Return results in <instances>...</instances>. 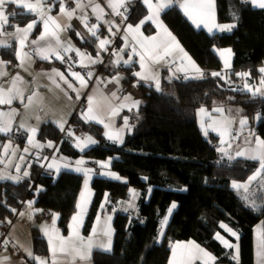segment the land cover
<instances>
[{
    "label": "crops",
    "instance_id": "obj_1",
    "mask_svg": "<svg viewBox=\"0 0 264 264\" xmlns=\"http://www.w3.org/2000/svg\"><path fill=\"white\" fill-rule=\"evenodd\" d=\"M135 1H141L146 8L147 14L138 22L130 20L127 12L125 22H120L116 14L120 13L124 7H131ZM253 6L250 0H242ZM158 0H153L155 5ZM184 0H174L169 7L160 11L159 15L153 20H148L147 17L151 15L148 6L144 0H79L80 8L69 7L67 0H17L16 3L6 4L4 7L5 15L8 16V23L0 28V44H7V47H0V73H6L0 76V88L5 92L9 88L14 87V78L19 77L20 81L15 84L20 91L23 92V103L19 98L13 99L11 104L0 105V113L5 114L0 116V119L11 122L12 131L8 134L0 133V174L5 176H20L22 181L28 178L35 165L41 166L44 170L54 173L55 179L59 177L62 172H72L69 169L61 168L57 173L55 169L49 170L47 166L53 164L59 166L63 163H71L75 166L76 161H83L81 165L84 168L92 169L91 179L87 187L84 185V177L82 186L78 196V203H82L84 211L80 214L79 220L73 221V216L77 215L78 209L70 218L67 229L60 224L61 214L53 211L54 223L49 224L43 216L44 208L39 206L38 197L34 196L25 200L22 207L11 218L0 219V223L5 225L6 236L0 246V264H94L93 255L95 252L110 253L114 249L115 241V218L118 212L128 214L130 218L137 217L138 201L141 191L131 189L129 196L125 199H120L117 202L111 200L109 191L104 192L100 202L98 212L95 216L93 224L89 232L84 230L87 217L89 215L91 206L95 198V189L93 182L96 178H104L109 180L111 176H105L101 173L107 171L114 173L120 177L119 180L127 183L128 179L122 177L116 170L113 169V161L119 158V155L109 156L105 159H96L86 155V152L98 145L102 146H121L124 144L128 134L133 131L136 124V115L142 103L141 84L154 86L159 82V87H162L164 78L173 80L177 78H203L212 73H220V76L228 81L230 80V72L233 68L234 50L230 46L217 47L216 51L222 62V67L219 70H205L202 68L192 54L184 48L183 44L170 29V27L163 20V14L172 7H178L183 15L192 23V25L205 31L209 35L232 33L238 26L237 21L220 22L218 18L217 1L214 0V15L205 18L207 27L202 23L200 27L193 24L185 14L180 4ZM63 3L66 11L75 10V14L69 20L65 14L61 13V4ZM18 4H32L35 6V11L29 13L27 9L18 7ZM260 9V8H259ZM29 14L30 17L23 24L12 26V13ZM49 17L51 19L49 20ZM87 18V27L82 19ZM96 21L93 22L92 18ZM100 17L101 19H97ZM48 20V32L51 33L56 30V25H60L61 29L57 31L60 42L64 45H69L79 52L84 53V56H78L75 51L65 53L62 49L57 48V51L64 57L63 61L56 58L54 54L49 53L47 60L42 59L37 55V49L40 46H45L47 41H51L53 47H56V40L53 37L46 35V40L41 41L40 37L45 34L44 21ZM55 21V23H53ZM141 21H144L141 24ZM34 22V27L29 29L26 34L18 36H10L9 33L18 32L23 33L29 23ZM132 25V29H128V25ZM234 24L235 27L231 31H220L216 25ZM70 25V27H69ZM96 27V37H93L89 32V28ZM147 26H151L154 30L147 31ZM111 28V31H109ZM209 28L212 30L209 31ZM138 29V30H137ZM171 34L169 36L168 34ZM79 34V35H78ZM160 44L157 50L158 55H163L164 47L167 46L170 54L165 56L159 62H154L153 59L145 57L144 67L141 68L140 55L133 54L132 49H136V53H141L143 49L140 43L143 42L146 47L151 48L152 40ZM24 39L23 45L20 39ZM174 38V39H172ZM107 39L110 41L105 46V49H99V40ZM36 42V43H33ZM230 50V51H228ZM99 52V55L97 53ZM27 54V56H25ZM71 57V59H69ZM131 57V63L125 65ZM89 59L98 60L100 62L91 64ZM119 60L120 63L115 62ZM227 62V67H226ZM82 65H87L82 66ZM77 72L88 81L86 87H81L80 83L75 80L69 72ZM131 68V71L128 70ZM264 68V65L260 67ZM56 72L63 73L67 80L73 84L77 91H73L68 87L63 80L55 75ZM197 69L199 71H197ZM92 76L89 78L88 73ZM141 73L147 78L141 79L135 73ZM135 78L128 82L129 74ZM54 77L55 82L53 79ZM264 78V73L256 81L249 79H242L241 82H235L240 88H244L247 83L253 92L260 88L257 95L264 98V88H261L260 81ZM32 104L26 109L25 104L28 103V97L33 96ZM79 94V98L77 95ZM115 94V95H113ZM91 97V109L89 112ZM135 104V106H133ZM222 108L223 112L214 111V109ZM201 109L205 111L201 112ZM14 110V113H13ZM199 128L203 134L205 131L213 140L220 144L219 148L225 149L234 159L229 160L227 157L223 159L224 162L232 163L236 160L257 161V168L245 179H230L227 185L235 190L239 197L256 212H262L264 208V173H262L256 180L248 184V179L260 166L258 160H253L245 156H236L238 152H251L257 147L256 138L259 137L264 140V137L258 132V125L264 121V111L259 112L253 116L246 114L240 106L228 105L225 102H216L213 106H202L197 110ZM87 117V119H86ZM92 117H96L93 119ZM125 118L128 121V128L124 127ZM241 119H246L247 123L241 128ZM98 120L103 123L97 122ZM78 121V122H77ZM214 121H219L220 124L228 123V130L225 131L220 124H213ZM58 122H63V128L80 125L86 129L88 135L95 140V144H90L83 151L75 145H71L80 154L79 156H72L63 151L64 143L60 142L62 131L60 130ZM25 125L22 129L19 126ZM108 125V128L105 127ZM203 124V127H202ZM84 125H91L92 128H86ZM209 125H212L209 127ZM35 128L36 132L32 133L30 129ZM25 129H28L26 131ZM130 129V130H129ZM115 130H122L120 135L123 143H114L108 140L105 132L114 133ZM19 133L22 139L14 141L12 135ZM32 136V144H29L28 138ZM83 140V139H82ZM224 143H221V141ZM51 143L52 147H48ZM11 145L8 149L7 155L4 154L3 145ZM28 148L25 152L24 149ZM218 148V149H219ZM51 151L47 154V151ZM15 153V155H13ZM219 162L221 161L222 153L218 151ZM24 159L21 160L20 158ZM101 164H107V168H101ZM19 165V169H17ZM27 171L29 175L23 177V173ZM7 179L0 180L6 181ZM12 181V180H10ZM241 185H246L247 191L244 187L234 189L233 182ZM44 186H40L37 192L44 190ZM85 193V199L81 200V193ZM151 195V190L148 192L147 199ZM31 202V203H30ZM175 207L172 208V205ZM255 205L253 207L252 205ZM178 208V202H173L162 220L158 242H161L165 230L170 222L174 212ZM236 236L229 235L223 228L219 233L224 239L233 245L238 246V261L234 257L237 256V249L235 247H225L220 240H215L224 248L231 264H241V244L239 230L232 227L226 222ZM38 232L47 244V252L45 254L37 253L34 248V232ZM107 233V235H105ZM263 238V227L258 223L254 227V250H255V264H264V256L260 255V243ZM70 241L71 245L80 247L81 241L86 245L91 242V249L86 258L81 259L79 256L73 255L69 250L60 251L59 241ZM182 245L178 249V253H191L188 264H216L219 257L206 246L197 240L190 238L186 240H177L173 243L168 264L171 261L179 259V256H173V246ZM197 246L204 252L214 257V260H209L207 256L197 251ZM55 248V252L53 249Z\"/></svg>",
    "mask_w": 264,
    "mask_h": 264
},
{
    "label": "trees",
    "instance_id": "obj_2",
    "mask_svg": "<svg viewBox=\"0 0 264 264\" xmlns=\"http://www.w3.org/2000/svg\"><path fill=\"white\" fill-rule=\"evenodd\" d=\"M216 1L220 22H238L232 33L209 35L195 28L178 7L165 11L163 20L205 70L221 69L217 47H232L234 62L230 80L234 83L210 74L203 78H164L159 90L141 84L142 103L133 131L124 144L98 145L86 152L96 159L119 155L112 167L128 179L127 183L99 177L94 180L96 194L86 220V232L91 229L104 192L109 191L111 200L117 202L127 198L133 188L141 191L137 217L117 213L114 249L110 253L95 252L94 264H168L173 243L190 238L213 251L219 257L216 264H231L229 255L214 238L222 231V222L241 233V264H255L254 227L262 224L264 238V208L256 212L227 183L230 179L248 177L258 162H219L218 151L210 145L213 139L199 128L197 110L221 101L240 106L250 116L264 111V98L236 84L242 79L256 81L261 76L264 9L242 0ZM146 14L141 1L130 7L133 22ZM29 17V14L17 15L12 18V26L23 24ZM146 30L154 29L147 26ZM239 73L247 75L242 78ZM134 78L130 75L128 82ZM257 130L264 137V121ZM64 144V152L79 156L71 144ZM82 181V175L72 172H62L55 179L54 173L35 165L31 175L22 181L0 182V219L13 217L25 200L37 196L38 205L45 211L61 214L60 224L67 229L76 211ZM40 186L45 189L37 192ZM173 202H178V208L162 241L158 242L162 220ZM33 236L36 252L45 254V239L36 231Z\"/></svg>",
    "mask_w": 264,
    "mask_h": 264
},
{
    "label": "snow or ice",
    "instance_id": "obj_3",
    "mask_svg": "<svg viewBox=\"0 0 264 264\" xmlns=\"http://www.w3.org/2000/svg\"><path fill=\"white\" fill-rule=\"evenodd\" d=\"M16 2H17V0H0V28H3V26L8 23V16L5 15V12H4L5 5L9 4V3H16ZM172 2H174V0H158V2L155 5H153V0H144V3L148 6V8L151 12V15L148 16L147 19L153 20L154 17L159 15L161 10L169 7L170 3H172ZM250 2L253 4V6L258 7L260 9H264V0H250ZM17 6L27 9L29 13L35 11V6L32 4H18ZM179 6L181 9H183L184 14L190 20H192L193 24H195L197 27H200V25L202 23L204 24L205 27H207V23H205V18L212 17L214 15V0H184V2L181 3ZM80 7H81V5L79 3V0H77V8H80ZM61 13L65 14L68 17V19L70 20L72 18V16L75 14V10L66 11V9L64 8L63 3H62L61 4ZM24 14L25 13H20V15H24ZM12 15L15 16V15H17V13L14 12V13H12ZM50 19H51V17H49V20ZM97 19L99 20L101 18L97 17ZM82 22L85 23V26L87 27V18L86 17H84L82 19ZM53 23H55V21H53ZM143 23H144V21H141V24H143ZM33 27H34V22L29 23L27 25V28L23 30V33H21L18 30V32L9 33L8 35H10V36L23 35V34H26L27 31L29 29H32ZM48 27H49L48 20H45L44 21L45 34L41 35L40 40L41 41L46 40V35L53 37L56 40V47H53L51 44V41L49 40L46 42L45 46L38 47L37 55H39L42 59L47 60L49 58L48 54L51 53V54H54L57 59L63 61L64 57L60 54L59 51H57V48H59V49H62L65 53L70 52V51H75L78 56H84V53L79 52L78 49H74L73 47H71L69 45H64L60 42L58 35H57V31L61 29L60 25H56L57 31H53L51 33L48 32ZM69 27H70V25H69ZM96 27L97 26L94 25L91 28H89L88 30L93 37H96L97 39H99V37H97ZM127 27L129 30L132 29L131 24H129ZM216 27L219 28L220 31H231L232 28L235 27V25L234 24L222 25V26L216 25ZM211 30L212 29L209 28V31H211ZM109 31H111V28H109ZM168 35L171 36L170 33ZM150 39L153 42L151 48L146 47L145 44L143 42H141L140 47L143 49V51L141 53H136L135 48L132 49L133 54L140 55L141 68L144 67L145 57H147L149 59H153L154 62H159V60L164 59L165 56L170 54L168 47L165 46L164 51H163V55H158L157 50L161 46H160V44L155 42L154 37L150 38ZM172 39H174V38H172ZM20 43H21V45H23V43H24L23 38L20 39ZM33 43H36V42H33ZM109 43H110V41L107 39L99 40L98 48L99 49H105V46ZM7 46H9V45L0 44V47H7ZM228 51H230V50H228ZM97 55H99V52L97 53ZM25 56H27V54H25ZM69 59H71V57H69ZM98 62H100V61L89 59V63H91V64H95ZM0 63H3V62H0ZM115 63L119 64L120 61L117 60ZM124 63H125V65L130 64L131 63V57L129 58L128 61H125ZM82 66L86 67L87 65H82ZM227 66L228 65L226 62V67ZM197 71H199V70L197 69ZM259 71L264 73V68H261ZM53 72L55 73L56 76H58L61 80H63L64 83H66L69 88H71L73 91H77V89L73 86L72 83H70L67 80V78L64 76L63 73L56 72L55 69H53ZM69 72H70V75L80 83L81 87L87 86L88 81L85 80L83 76H81L77 72H72L71 68L69 69ZM5 74L6 73H0V76L5 75ZM135 75L140 76L141 79L147 78L146 76H142L141 73H139V72L135 73ZM212 75L213 76H219L220 73H212ZM237 75H240L243 78L247 74L239 73ZM88 76H89V78H91L92 73L89 72ZM50 79H53V82H55L54 77L50 76ZM18 81H20L19 77L14 78V81H13L14 87L9 88L7 92H5L3 90V88H0V105L11 104L13 99H17V98H19L21 100V102L23 103V101H24L23 92L20 91L18 87H15V84ZM260 85H261V88H264V78L261 79ZM156 88H157V90H159V82L158 81L156 82ZM244 88L247 89V91L252 92V94L254 96L256 95V93L260 92V88H257L253 92L252 88L247 83H245ZM113 95H115V94H113ZM34 97H35V94H33V96L28 97V103L25 104L26 109L32 104ZM77 98H79V94L77 95ZM89 101H90L89 112H91L92 111V109H91V97L89 98ZM133 106H135V104ZM203 111H205V110L201 109V112H203ZM214 111L223 112V109L217 108V109H214ZM13 113H14V110H13ZM3 115H5V114L0 113V116H3ZM92 118L96 119V117H92ZM86 119H87V117H86ZM97 122L103 123V121H100V120H98ZM228 123L229 122H224L223 124H220L219 121L213 122V124H220V126L223 127L225 131L228 130ZM246 123H247L246 119H241V121H240L241 128H243ZM58 124H59L60 130L63 131L64 130L63 122H58ZM211 126L212 125H209V127H211ZM19 127L24 129L25 125L21 124ZM105 127L108 128V125L105 124ZM124 127L128 128L127 118H125ZM202 127H203V124H202ZM25 130L28 131V129H25ZM11 131H12L11 122L10 121L6 122L3 119H0V133L8 134ZM30 131L32 133H35L36 129L32 128V129H30ZM121 131L122 130H115L114 133H110V132L106 131L105 136L108 140H110L114 143H123L122 137L120 135ZM68 134L72 135L71 132H69ZM205 134H207L206 131H205ZM32 139H33L32 136H29V138H28L29 144H32ZM95 143H96V141L91 139V137L84 138L83 140H81V138H77V143L75 146L80 148L81 151H83L90 144H95ZM221 143H224V141L222 140ZM256 145H257V147L247 154L245 152L236 153L237 157L247 155L248 158L253 159V160H258L260 162V166L257 169L256 173H254L252 176L249 177L248 182H247L248 184H250L252 181L256 180L257 177H259L262 173H264V140H261L259 137H257L256 138ZM3 147H4V154L7 155L8 149L11 147V145L10 144L9 145H3ZM48 147H52L51 143H49ZM24 151L27 152L28 148H25ZM218 151H220L222 153L221 161H223V159L225 157H227L229 160L234 159V157H232L229 153H227L225 151V149L219 148ZM13 155H15V153H13ZM20 159L23 160L24 158L21 157ZM0 163H2V159H0ZM82 164H83V161H76L75 166H73L71 163H63L59 166L49 164L47 166V168L49 170L54 168L57 173H59L61 171V168L69 169L71 171H75L76 173H80L83 175L84 185H85V187H87L89 180L91 179L92 169L84 168L81 166ZM100 167L101 168H107L108 165L107 164H101ZM17 169H19V165H17ZM101 174L105 175V176L110 175L112 179H116V180L120 179V177L118 175H116L114 173H109L107 171H104ZM28 175H29V173L27 171H25L23 173V177H27ZM4 179L12 180L13 182H19V180H21L22 177H20V176H5L3 174H0V180H4ZM232 187L234 189H240L241 187H244L245 191H247L246 185L238 184L235 181L233 182ZM84 199H85V193L82 192L81 193V200L83 201ZM252 206L255 207L254 204ZM174 207H175V204L172 205V208H174ZM77 209H78L77 215H74L72 219H73V221L78 222L80 214L84 211L82 203L77 204ZM220 227L223 228L226 232H228L229 235H231V236L237 235L235 231H233L228 225H226L224 223H221ZM105 235H107V233H105ZM215 238L220 240L221 243H223L225 245V247H228V248L235 247L237 249V256L234 258L237 259V261H238V246L231 244L229 241L224 239L219 233H216ZM91 246H92L91 242H89L88 244L85 245L83 243V241H81V246L77 247V246L71 245L70 241H64V240L59 241V248H60L61 252L69 250L73 255L79 256L81 259H84L87 257L88 252L91 249ZM183 247L184 246H182V245L173 246V256L174 257L179 256V259L171 261L170 264H188L191 253H178V251H177L178 249H181ZM260 250L261 251L259 254L264 256V239L261 240ZM197 251L202 253L204 256H207L209 258V260L215 259L214 257H211L210 254L204 252L202 249H199L198 246H197ZM53 252H55V248L53 249ZM40 264H44V262L41 261Z\"/></svg>",
    "mask_w": 264,
    "mask_h": 264
},
{
    "label": "built area",
    "instance_id": "obj_4",
    "mask_svg": "<svg viewBox=\"0 0 264 264\" xmlns=\"http://www.w3.org/2000/svg\"><path fill=\"white\" fill-rule=\"evenodd\" d=\"M77 4V0H67V5L69 7H75ZM130 11V7H124V9L120 12L116 14L117 19L120 22H125L126 20V13H129ZM92 21L95 22L96 19L95 17L92 18ZM71 132L72 135H69L68 133ZM88 135V132L86 131L85 128H83L80 125H75L72 127H67L65 128L62 133H61V137H60V142L62 143H67V144H71V145H75L77 143V138H81L84 139L86 136ZM12 139L14 141H19L22 139V135L19 133H14L12 135ZM210 145L215 148L218 151V148L220 147V144L215 141V140H210ZM51 151H47V154H50ZM43 216L44 219L46 220L47 223L49 224H53L54 223V213L52 210L49 211H45L43 212ZM6 236V228L4 224L0 223V246H2L3 240Z\"/></svg>",
    "mask_w": 264,
    "mask_h": 264
},
{
    "label": "rangeland",
    "instance_id": "obj_5",
    "mask_svg": "<svg viewBox=\"0 0 264 264\" xmlns=\"http://www.w3.org/2000/svg\"><path fill=\"white\" fill-rule=\"evenodd\" d=\"M159 89H160V87H159Z\"/></svg>",
    "mask_w": 264,
    "mask_h": 264
}]
</instances>
